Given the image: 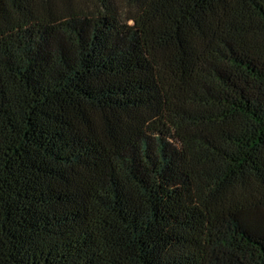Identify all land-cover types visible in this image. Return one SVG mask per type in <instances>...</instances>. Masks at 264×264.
Segmentation results:
<instances>
[{
    "label": "trees",
    "instance_id": "trees-1",
    "mask_svg": "<svg viewBox=\"0 0 264 264\" xmlns=\"http://www.w3.org/2000/svg\"><path fill=\"white\" fill-rule=\"evenodd\" d=\"M0 264H264V0H0Z\"/></svg>",
    "mask_w": 264,
    "mask_h": 264
}]
</instances>
